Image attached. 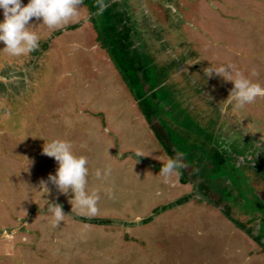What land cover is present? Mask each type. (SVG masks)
Instances as JSON below:
<instances>
[{"label": "rangeland", "instance_id": "1", "mask_svg": "<svg viewBox=\"0 0 264 264\" xmlns=\"http://www.w3.org/2000/svg\"><path fill=\"white\" fill-rule=\"evenodd\" d=\"M103 4L102 13L96 14L97 6L92 14L93 1L82 0L78 15L59 28L30 20L29 30L39 37L32 52L12 56L0 43V264H264L260 215L249 223L255 221L254 235L262 241L210 200L199 202L196 184L183 185L178 172L169 178L159 174L172 159L168 131L182 140L188 155L203 149L217 161L215 149L228 146L241 161L262 163L264 172V97L222 114L219 104L233 84L204 71L228 67L230 78L264 86V0ZM135 77L149 101L159 104L167 93L168 102L174 97L188 125L157 112L156 124L166 130L152 128L140 106L154 111L131 89ZM163 84L171 91L160 88ZM162 104L165 110L172 106ZM53 140L69 142L74 154L86 157L95 214L72 209L71 192L61 194L51 182L48 194L40 190L41 180L58 167L43 154ZM227 158L225 174L257 203L245 179L250 182L235 169L237 158ZM227 176L223 180L232 186ZM47 200L62 206L58 225ZM247 215L252 212L242 219Z\"/></svg>", "mask_w": 264, "mask_h": 264}, {"label": "clouds", "instance_id": "2", "mask_svg": "<svg viewBox=\"0 0 264 264\" xmlns=\"http://www.w3.org/2000/svg\"><path fill=\"white\" fill-rule=\"evenodd\" d=\"M81 4L82 0H28L26 5L23 4V0H0V10L3 15V19L0 20V43L4 45L2 50L12 56H20L34 51L38 47L39 37L35 32L29 30L30 20L35 18L37 21L42 20L41 24L49 28H59L78 15ZM103 10L104 5H100L96 14L102 13ZM118 14L120 12H117V16ZM129 14L128 11L126 15L129 16ZM126 25H131L129 20L124 24V27ZM114 27L116 28V26ZM125 28L129 30L127 27ZM130 28L132 29V25ZM204 71L208 77L215 73L233 84L227 99L219 104L222 114L227 113L233 107L244 109L246 105L254 103L257 98L264 97V86L243 76H238L235 79L230 78L231 71L228 67L207 68ZM43 154L54 158L58 167L55 174H49L47 181L41 180L40 190H46L48 194L47 185L48 182H51L61 194L71 192L72 209L74 207L86 209L89 214H95L97 198L94 194H89L87 190L89 169L86 157L74 154L71 144L63 140L46 142ZM181 166L176 159H169L167 163H162L159 174L169 178ZM108 174L109 172L106 170L104 175ZM96 175L99 178L101 172L98 170ZM47 205L55 224L58 225L65 215L62 206L49 201Z\"/></svg>", "mask_w": 264, "mask_h": 264}, {"label": "trees", "instance_id": "3", "mask_svg": "<svg viewBox=\"0 0 264 264\" xmlns=\"http://www.w3.org/2000/svg\"><path fill=\"white\" fill-rule=\"evenodd\" d=\"M92 1H93V9H91L90 13L93 14V12L97 10V6L100 7V5H102L105 0H92ZM108 13L109 11L107 10L104 11V14L107 15ZM114 16L117 17L116 11L114 12ZM108 18H110V20H113V16L108 17ZM93 19L94 21L96 20V18H93ZM106 24L110 27L109 28L110 30H113V28L115 29L113 25H110L109 23H106ZM126 31L127 33L125 35V39L128 40L130 36L129 30H126ZM105 32L108 33L109 32L108 29H106ZM124 55H127V53H124ZM151 77L152 76L149 75V81L154 82V80H152ZM135 80L136 82L134 83V88H131L132 91L135 94L140 95L143 99H145L146 97L142 89L139 90L137 87L138 85L137 77H135ZM160 88H167L168 92L171 91V87L166 86V85L164 86V84L160 86ZM167 95L168 96L164 94L162 96V101L159 104L155 103V101H151V100L149 101L146 98L147 99L146 101L149 102L151 110L154 111L152 114L150 111L147 110L146 105L144 106L142 103V105L140 106V108L143 109V112L146 113V117L148 118V120L151 122L152 128H155L160 133H162L161 129L166 130V128L160 127L161 128L160 129L158 125L156 124L158 120V119L155 120V116L157 112L158 113L160 112V114L163 113L164 118L173 116L174 120L177 123L184 125V126L188 125L187 123L188 116L186 115L187 112L182 108V105H180L179 103L176 104V102H174V97H173V100L171 99L172 101L170 100L168 102V98L170 95L168 93ZM163 101L166 104L167 103L172 104L171 108L169 105L168 108L165 110L162 104ZM168 133H170L168 138L171 143V145L166 144L168 155L172 159H176L182 165L176 171L178 172L180 176V182L183 185H187L190 182L196 184V190L198 191V193H200V196L197 198L199 202H202L201 201L202 197H205V199L210 200L214 205L217 206V209L221 213H223L229 220H232L235 223V225H237L241 230L245 231L247 234H251L255 239L261 240L260 238H257L254 235L255 233L258 232V230L255 227L253 228V223H255V221L253 222L251 221L249 223V221L253 219L256 215L257 216L260 215L261 218L264 219V204L261 202L259 194H257L258 192L262 191L263 189L262 187L264 186L261 182H259L261 179L262 180L264 179V173L262 172L263 170L261 166L258 168L251 169L248 166V164L243 163L244 161H240L239 159L236 160V162L239 165L240 164L241 165L239 167H236L235 169L236 171L240 172L241 176L244 175L247 178V180L250 182L248 183L245 179V182L247 185L246 188L248 187L247 189H251L253 191L251 192L252 196H254L257 200V203H255L253 200L246 198L245 195L244 196L242 195V191H243L242 184L240 185V183L234 181L231 175L227 176V174H225L226 168L228 166L227 157L228 155L234 156V154H236V151H233V152L229 151L228 149H226L228 148V146H225L226 148L225 147L222 148L223 149L222 151L219 150V148L215 149V151H217V155H215L217 157V161L213 158V156H207L205 153V150L203 149L193 148L192 154L188 155L181 149L182 140L178 139L171 132L168 131ZM160 139L163 140V137L160 136ZM162 142L163 144L165 143L164 141ZM226 176L229 177V179L227 180L231 183L232 186H230L227 182H224L225 180L224 177L226 178ZM215 193H217V200L213 201L212 197L214 198V196H216ZM196 197L197 195L190 196L191 199L196 198ZM238 203H242L244 207L243 211L239 209ZM261 205H263V208L260 207ZM247 211H251L252 215H247L248 219L243 220L242 219L243 214L246 215ZM240 213H243V214L242 216L240 215L239 217Z\"/></svg>", "mask_w": 264, "mask_h": 264}, {"label": "flooded vegetation", "instance_id": "4", "mask_svg": "<svg viewBox=\"0 0 264 264\" xmlns=\"http://www.w3.org/2000/svg\"><path fill=\"white\" fill-rule=\"evenodd\" d=\"M140 65L141 66H143V64L145 63L144 62V59H141L140 61ZM227 124V123H226ZM218 138H219V136H218ZM220 140V139H219ZM222 142V141H221ZM238 155H240V154H234V157L235 158H237V159H239L240 161L242 160V158L240 157V156H238ZM243 163H245V164H248V166L251 168V169H253V168H258V167H260L261 165H262V163H260V164H258V163H255V164H252L251 162H243ZM241 165V164H240ZM263 170V169H262ZM263 172V171H262ZM264 173V172H263ZM261 193H263V194H261ZM257 194H259V196H260V200H261V202L264 204V199H263V197H264V192H258Z\"/></svg>", "mask_w": 264, "mask_h": 264}]
</instances>
